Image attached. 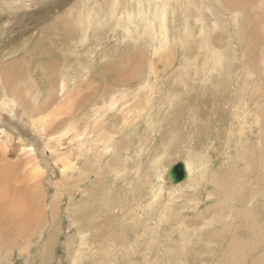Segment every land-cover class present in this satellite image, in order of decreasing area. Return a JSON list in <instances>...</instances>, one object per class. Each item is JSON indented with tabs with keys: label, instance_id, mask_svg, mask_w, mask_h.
Instances as JSON below:
<instances>
[{
	"label": "rangeland",
	"instance_id": "rangeland-1",
	"mask_svg": "<svg viewBox=\"0 0 264 264\" xmlns=\"http://www.w3.org/2000/svg\"><path fill=\"white\" fill-rule=\"evenodd\" d=\"M13 2L0 264H264V0Z\"/></svg>",
	"mask_w": 264,
	"mask_h": 264
},
{
	"label": "bare ground",
	"instance_id": "bare-ground-1",
	"mask_svg": "<svg viewBox=\"0 0 264 264\" xmlns=\"http://www.w3.org/2000/svg\"><path fill=\"white\" fill-rule=\"evenodd\" d=\"M9 1L10 2H12V3H14L13 1L14 0H0V8H2V9H5L6 11H7V14H9V16H13L14 15V17L16 18V16L18 15V13L16 12H13V11H11V10H9V7L11 6V4L9 3ZM21 1V5L23 6V7H26V5L27 4H25V2H23L22 3V1H27V0H20ZM252 1V0H251ZM155 3V2H154ZM153 3V4H154ZM235 5V4H234ZM236 5L237 6H240V5H246V4H244V3H239V2H236ZM21 6V8L19 7L18 9H19V11H21L22 9H23V7ZM245 7H242V9H244ZM17 9V10H18ZM161 12L163 13V11L161 10ZM250 12V11H249ZM252 12V11H251ZM254 12V11H253ZM248 15H250L249 13H248ZM114 17H117L116 15H114ZM244 17H247V16H244ZM260 18V17H259ZM118 19V18H117ZM247 19V18H246ZM249 19V18H248ZM54 20V19H53ZM241 24H242V22H241ZM254 24V23H253ZM249 26H251V25H249ZM254 27V26H253ZM252 28V27H251ZM256 29V31L258 32V30H257V28H255ZM259 29V28H258ZM260 32V31H259ZM256 33V32H255ZM255 33H251V35H249V37H254V36H256V39H259L260 38V34H256V35H254ZM262 34V33H261ZM69 42H71V43H69V44H71L72 46H73V48H71L70 49V51H69V55H74L75 54V52H76V50H75V42L76 41H74V40H69ZM84 42H80V45H82ZM21 45V44H20ZM258 45V44H257ZM15 46V45H14ZM48 49V48H47ZM49 50V49H48ZM39 54H43L44 55V52L43 51H40L39 52ZM75 56V55H74ZM2 60L4 61V59H3V54H2V52H0V73L2 74V75H4L3 76V83L4 84H9L10 82H12V79L14 78V77H16L17 75L18 76H20L21 75V73H19L18 72V70L17 69H19V67L18 66H16L15 64H14V62H9V61H6L5 63H2ZM83 73H84V68L81 70ZM36 72V71H35ZM37 79L39 78V80H40V82H42V83H44L43 82V79L38 75V77H36ZM110 83H108L106 80L104 81V83H103V85L104 86H108ZM112 85V84H111ZM147 88V87H146ZM144 90H145V88H144ZM44 93H46V91H44ZM41 97L43 96V92H41ZM3 96V97H2ZM0 95V104H1V106H2V108H4V107H6V108H9L10 109V115L11 116H13V114H14V112H13V109H14V105L13 106H11V104H12V102H13V100H11V99H9V98H7L5 95ZM48 99H51V97H49ZM50 101V100H49ZM53 101V100H52ZM9 102H10V105H8L9 104ZM24 103H26V102H24ZM259 103V102H258ZM118 104V103H117ZM117 104H115V106L117 105ZM112 106H114V105H112ZM138 106H140L139 108H144V105H142V104H139ZM109 109L111 108V105L108 107ZM114 108V107H113ZM0 111H1V109H0ZM16 111V110H15ZM18 111V110H17ZM16 114V113H15ZM82 114H84V113H81L79 116H81ZM15 116V115H14ZM36 118H38V119H35V117H33L32 118V120H31V122L29 123L30 124V126L31 127H36L35 125H38V124H40L41 122H42V120L45 118L44 117V115H39L38 117H36ZM4 119L6 120L7 119V116H4ZM35 119V120H34ZM37 120V122L38 123H36L35 121ZM9 123V122H8ZM72 125H74V123L72 124ZM4 126H6L5 125V123L3 124V122L1 121L0 122V133H3V132H5L6 131V129L7 128H5ZM20 131V130H19ZM22 133V132H21ZM23 134V133H22ZM11 141V138L9 137V135H5V134H0V142H2V143H4V144H6V143H8V141ZM259 144V143H258ZM12 147V145L11 144H6L5 146H4V148L7 150V151H9V152H11V148ZM185 169H186V167H185ZM4 195V192H0V196H2V195ZM7 204L6 205H8V204H12V202H11V200H8L7 202H6ZM2 203L0 202V205H1ZM5 204V203H4ZM10 210V209H9ZM19 210V209H18ZM11 211V210H10ZM17 211V210H16ZM8 213V214H7ZM11 213H14L15 215L13 216V214L12 215H9V211L8 212H6V213H2V214H0V242H2L3 241V238L5 237L6 238V236H8L9 234H11L12 232L11 231H14V236L15 235H21V234H23V233H25V231H27L29 228H30V225L31 224H33L32 223V220H33V218L31 217L32 215L30 214V212H28L27 210H26V208H21L20 209V211H18V212H16L15 213V211L14 212H12L11 211ZM4 232H8V233H5L4 234ZM10 238V237H9ZM7 239V238H6Z\"/></svg>",
	"mask_w": 264,
	"mask_h": 264
},
{
	"label": "water",
	"instance_id": "water-1",
	"mask_svg": "<svg viewBox=\"0 0 264 264\" xmlns=\"http://www.w3.org/2000/svg\"><path fill=\"white\" fill-rule=\"evenodd\" d=\"M186 175L187 173L184 164L181 161H178L175 164L171 165L166 173L168 180L172 184H177L183 181L186 178Z\"/></svg>",
	"mask_w": 264,
	"mask_h": 264
}]
</instances>
